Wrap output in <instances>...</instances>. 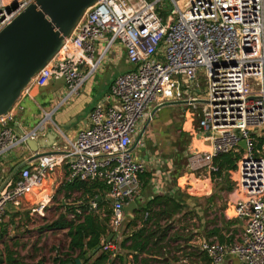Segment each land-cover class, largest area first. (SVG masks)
<instances>
[{"label": "built area", "instance_id": "2783aa9c", "mask_svg": "<svg viewBox=\"0 0 264 264\" xmlns=\"http://www.w3.org/2000/svg\"><path fill=\"white\" fill-rule=\"evenodd\" d=\"M35 1L0 0V32ZM103 43L97 62L96 47ZM116 43L125 47L134 70L115 79L105 101L90 114L88 128L68 141L66 150L58 148L33 166L14 167L10 178L0 177V224L11 209L18 212L29 205L30 217H45L54 198L46 179L67 159L69 182L106 184L110 227L118 234L127 221L124 208L138 198L146 170L132 152L135 136L151 119L153 105L175 97L177 79L182 78L199 90L201 83L206 87L197 134L211 150L195 152L194 159L213 174L218 171L213 165L217 156H241L230 178L239 196L233 217L245 223V231L231 243L210 240L199 248L209 264L229 259L264 264V0H99L22 96L51 80L65 81L66 100L78 96ZM18 102L0 116V158L26 138L38 139L43 130L41 126L23 136L14 132ZM188 103L196 110L200 105L198 98ZM97 210L94 200L89 211Z\"/></svg>", "mask_w": 264, "mask_h": 264}, {"label": "crops", "instance_id": "0c3cea01", "mask_svg": "<svg viewBox=\"0 0 264 264\" xmlns=\"http://www.w3.org/2000/svg\"><path fill=\"white\" fill-rule=\"evenodd\" d=\"M105 46V43L97 45L94 54L95 61L100 60ZM122 63L125 66L120 69ZM133 70L134 66L129 64L127 60L125 47L120 43L114 44L101 61L98 70L84 84L78 96L66 100L69 92L64 80H51L45 87L33 88L29 95L23 94L18 102L20 110H17L16 121L13 125L14 132L19 136H23L42 126L43 130L38 139L46 136L52 130L58 134L59 139L56 147L41 152H53L58 148L63 151L66 150L68 148L67 142L75 141L79 132L88 128L90 114L100 101H105V96L109 93L115 79L119 75ZM108 71H111V73H108ZM177 83L175 97L162 106L154 107L150 113L151 119H147L140 125V131L135 136L136 144L141 131L148 124L140 144L137 147L135 145L132 147L134 157L146 164V170L140 176L141 189L138 198L135 200L138 206L135 213L145 209L156 196L176 197L179 200H183L184 196H188L189 199H185V201L189 210H191L197 204L196 199L208 198L213 194L215 183L212 180V174L207 170L204 162L197 161L193 156L195 152L202 155L211 150V146L197 134L205 92L202 93V88L199 90L192 81L187 79L178 78ZM193 98H198L200 103L197 110L188 103ZM106 104L112 106L114 103L106 102ZM166 105L175 106L180 109V112L186 109L185 121L179 122L176 120L180 115L179 112L176 118L166 117V119L160 120L154 125L160 109ZM194 123H196L195 126ZM171 129H173L172 132L174 131L172 136L170 135ZM185 142L186 144H184ZM146 155L149 156L148 161L145 159ZM34 158L35 153L31 152L26 145L22 144L16 147L0 158V177L10 178L11 170L14 167L21 170L35 165L38 160ZM66 174H68V160L64 159L57 164L55 172L46 179L45 185L55 192V188L59 187H56V184L59 185ZM107 195L106 199L109 201ZM228 195L226 206H222L220 215L219 203L214 211L210 213L216 216L219 215V217L223 216L229 222V225L223 231V235L226 238H231L233 242L244 233L245 223L241 219L233 217V204L239 199V196L234 191ZM74 196H79V202L68 204L64 201V206H78L81 203L80 198L82 196L80 193H74ZM201 204L205 208L206 202H201ZM29 210L30 205L18 212L14 209L9 211L7 217L12 216L16 220L14 224L9 225L13 228L12 232L17 231V225L29 223V220H31ZM102 212L100 211V213ZM197 215L200 218L192 217V219L188 218V221H184L180 216L181 221L177 222V228L191 225L194 234H199L191 242V245L196 247H200L204 241H217L216 238L207 239L202 230L199 233L200 223L205 224V220L209 219V217H206L203 220L204 214L200 206L194 216ZM104 216L106 215L104 214ZM5 221L2 224H4V228H7ZM27 228L25 227L24 234L29 232ZM213 228L214 226L210 225L208 230L210 231ZM0 235L2 238L3 234ZM112 249H116L114 244ZM127 258V264H134L132 256L129 255ZM166 260L167 262L170 261L169 259ZM192 260L190 263L182 261L179 264H204L200 258H193ZM231 261H236L239 264L234 259L227 260L225 264H229Z\"/></svg>", "mask_w": 264, "mask_h": 264}, {"label": "trees", "instance_id": "16d2710c", "mask_svg": "<svg viewBox=\"0 0 264 264\" xmlns=\"http://www.w3.org/2000/svg\"><path fill=\"white\" fill-rule=\"evenodd\" d=\"M240 158V154H236L235 157L225 154L214 158L213 165L218 168V171L212 174L215 183L214 192L208 198L196 199L197 204L191 210L185 201L189 199L188 196H184L183 200L176 197L156 196L145 209L135 213L133 222H127L126 231L119 241L110 228L112 207L106 199L109 191L106 184L103 181L69 182L67 180L69 173L66 174L62 182L56 184V187L59 186L55 188L58 189L57 195L64 194L65 202L66 199H71L74 193H80L82 198L78 206H64L61 202L60 210L64 211L42 228L53 234L64 233L68 240L67 251H57L53 264H70L75 263L76 260H80L82 264H127L129 255L133 257L134 264H179L182 261L190 263L193 258H200L204 264H209L207 254L199 247L191 245L199 234H194L191 225L177 228V222L181 221L180 216L184 221L198 217L194 215L200 206L204 214L203 220L206 217L209 219L205 220V224L200 223L199 233L202 230L207 239L216 238L221 244L232 242L231 238L223 235L229 222L223 216L212 215L210 212H213L219 200L223 199L219 194L223 192L228 195L234 191L235 183L230 179V172L237 169ZM98 198H101L97 201L98 212L89 211L91 202ZM201 202H206L205 208ZM223 205L225 207L226 202ZM78 211L82 215L78 214ZM71 215H75L76 219H71ZM210 225L214 228L209 231ZM4 227V224H0L3 234ZM111 234H114V239L108 243L107 239ZM110 244H114L117 249L125 253H117L116 249L109 247ZM14 246L17 247L18 244ZM166 259L170 261L167 262ZM0 264L29 263L12 247L6 245L5 250L0 254ZM36 264H46V259Z\"/></svg>", "mask_w": 264, "mask_h": 264}, {"label": "water", "instance_id": "95a60500", "mask_svg": "<svg viewBox=\"0 0 264 264\" xmlns=\"http://www.w3.org/2000/svg\"><path fill=\"white\" fill-rule=\"evenodd\" d=\"M98 1L36 0L0 32V116L7 114L16 105L24 90L59 53L65 39L71 36L88 9ZM147 128L148 124L141 131L136 147ZM58 137V134L52 130L41 139L26 138L25 142L18 146L26 145L35 153L34 159L38 160L51 153L41 152L42 150L58 145ZM240 146L243 150H247L246 141H242ZM231 155L235 157L236 153ZM145 159L148 161L149 156L146 155ZM100 200L101 198L97 199ZM137 209L135 200L125 206L127 222L131 223L135 220ZM113 239L114 234H111L107 242L111 243ZM70 264H82V262L76 260L75 263Z\"/></svg>", "mask_w": 264, "mask_h": 264}, {"label": "rangeland", "instance_id": "374dc122", "mask_svg": "<svg viewBox=\"0 0 264 264\" xmlns=\"http://www.w3.org/2000/svg\"><path fill=\"white\" fill-rule=\"evenodd\" d=\"M124 63L120 65V69L124 67ZM111 73V71H108ZM202 84V93L205 92L206 87ZM155 105L152 106L151 112L154 109ZM150 112V113H151ZM180 109L175 106L166 105L160 109V113L157 115V118L154 122V125L157 124L160 120L166 119V117L176 118L179 114ZM186 109L180 112V115L176 120L179 122H184ZM196 123H194V126ZM173 128V127H172ZM173 129L170 130L171 136L173 135ZM184 137V136H183ZM186 144V142L184 143ZM185 160V159H183ZM231 179V178H230ZM232 181V179H231ZM215 187V185H214ZM57 190L54 192V198L49 205L45 217H31L28 224H20L17 225V231L12 232L13 228L10 227V224H14L16 220L11 216L7 217L5 220V224H7V228H4L5 233L0 231V234H3V237L0 236V254L5 250V246H10L13 248L15 252H18L19 255L26 259V262L29 264H36L40 262L42 259H46V264H53L54 259L57 257V251L66 252L68 247V240L65 237L64 233L53 234L46 230H43L48 222L55 220L64 210H60V203L64 202L65 198L63 195H57ZM214 192V188H213ZM222 200H219V215L220 210L225 202H227L229 195H225V193L219 194ZM68 204H76L79 202V196H74L70 200L66 199ZM126 224L122 226L117 235V240H121L122 235L126 231ZM25 227H28L29 232L24 234ZM128 233V231H127ZM14 244H18L17 247ZM118 246V245H117ZM117 253L124 254V251H121L116 248ZM229 264H237L236 261H231ZM240 264V263H239Z\"/></svg>", "mask_w": 264, "mask_h": 264}]
</instances>
